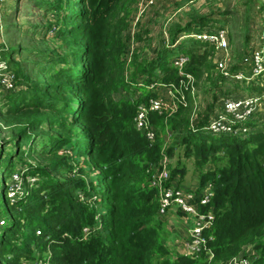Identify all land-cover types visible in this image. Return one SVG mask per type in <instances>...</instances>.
Listing matches in <instances>:
<instances>
[{
    "label": "trees",
    "instance_id": "16d2710c",
    "mask_svg": "<svg viewBox=\"0 0 264 264\" xmlns=\"http://www.w3.org/2000/svg\"><path fill=\"white\" fill-rule=\"evenodd\" d=\"M33 1L49 22L56 20L40 32L53 31L64 51L31 52L42 77L32 84L19 60L5 58L6 69H0L13 76V88L0 93V120L6 126L25 125L5 146L0 144L3 196L14 172L36 177L10 207L12 226L0 228V264H225L245 247L251 248L244 256L249 264H264V119L250 122L244 134L208 138L203 128L220 110L221 100L236 98L242 84L219 73L213 45L180 39L204 30H224L228 38L224 25L232 12L188 16L184 24L167 27L168 44L162 38L163 47L158 45L154 54L143 56L136 49L124 58L123 32L128 6L135 0ZM243 5L245 48L228 67L231 72L249 68L245 60L259 47L250 42L251 14H262L264 24V1L244 0ZM260 33L264 36V25ZM178 55L187 57L183 72L194 78L197 93L211 92L212 103L192 124L194 102L186 91L185 106L174 114L149 113L156 132L150 145L134 127L136 108L164 96L171 85L180 87L185 78L172 64ZM260 79L249 83L255 86L251 94L263 90ZM39 145L47 163L24 162L21 157L32 159ZM177 147L183 157L193 158L196 186H214L215 219L196 259L169 250L165 220L158 216V192L148 180L163 155L170 161ZM72 155L82 158L84 166L73 164ZM171 163L169 181L182 187L187 169L180 161ZM94 172L95 180L88 181Z\"/></svg>",
    "mask_w": 264,
    "mask_h": 264
},
{
    "label": "rangeland",
    "instance_id": "374dc122",
    "mask_svg": "<svg viewBox=\"0 0 264 264\" xmlns=\"http://www.w3.org/2000/svg\"><path fill=\"white\" fill-rule=\"evenodd\" d=\"M243 1L244 0H163L162 2L157 3L154 6H147L146 0H135L128 6L127 28L123 32V39H125L127 51L126 54L124 53V58H129L130 53L136 49L137 52H141L143 56H145L146 54H154L152 52L153 50H157L156 48L158 47V45L161 44V46L163 47V43L161 42L162 38H164L165 44H168V37L166 41L165 35H163L167 27L173 23L178 25L184 24L188 20V16H207L218 12L226 13L230 11L232 13L228 16V24L224 25V27L229 32V41H231V38L233 41V43L230 42L228 45L227 56V65L228 67H231L232 64L237 59H239V53H242L245 48L246 25ZM35 4L36 2L33 0H3V2H0V69L4 67L6 69L5 58H11L16 61L19 60L26 66L25 73L29 77L28 82L30 84H32V81H42V77L39 76V73L37 72L34 65V63L38 61L34 55H31V52L49 49L54 50L58 54H62L64 51V49L62 48L64 42L61 40V38L53 37V31H49L47 34H43L40 32V27L42 25L56 22V20L55 17H52L51 21L49 22L43 11L38 9ZM177 4L182 5L177 6ZM122 17H124V14L122 15ZM262 20V14L255 13V11L251 14V18L249 21V36L251 39L250 42L253 40V42L256 43L255 45H259L264 40L262 33H260V30L264 25ZM137 34L138 39L136 36ZM149 45H151V47H149ZM11 50H17L20 56L13 54ZM176 54L177 53L175 52L174 55ZM221 57L222 54H216L213 61L214 64ZM9 70L12 71V69ZM244 73L249 75V68H246ZM3 74H9V80L11 78L13 79L11 73H9L8 71L3 72L0 70V93H2L1 91L3 89L4 91L6 90L1 80ZM254 80H257V78H252L248 83L244 81L241 82L242 87H239L241 91L239 93L237 92V97H245L246 95L251 94V92L255 89V86H253V84L251 86L249 85V83ZM259 84L263 88V90L260 91V94L261 96H264V76L261 77ZM246 85L251 87L247 86L248 88H246ZM228 87L231 88L232 85H228ZM191 92L193 96L191 95ZM187 93H189L194 102L195 113H193L190 118L192 124L196 118V114L199 112L204 113L207 105L212 103V95L211 92L204 93L202 90H199V92L197 93L194 78L192 80V88H189ZM0 98H3L1 97V94ZM257 118L264 119V109L257 114ZM23 126L25 125L12 124L10 126H6L0 120V144L6 143L7 140L12 138L14 135H17V133L20 132ZM258 127L261 126L258 125ZM47 133L48 131L41 132V134L43 135ZM205 135L208 138L219 136L208 132H205ZM42 150L43 147L39 145L31 154L32 159L26 157L21 158L24 159V162L31 165L46 164L48 158H46L45 160L43 159L45 155ZM181 150L182 149L180 147H177L174 150L173 155L170 157V161L172 162L171 166L175 165L177 161H180L187 169V173L182 181V187H194L196 186L198 177L194 169L193 158L187 159L183 157ZM72 159L73 164L84 166L82 158H78L72 155ZM18 161L19 159H17V162ZM23 164L24 163H22V166ZM5 165L6 161L4 159L3 161H1V166ZM2 176H5V178L8 177V175H5L4 172ZM27 177H29L31 181L32 179L36 181V177H33L29 174H27ZM95 178L96 173L94 172L87 180L94 181ZM6 181L9 182V179ZM29 187L30 185L26 183L25 179H23L22 190ZM2 190L3 185L0 180V218H2L6 222L4 231H8V229L13 224V214L6 199V195L3 196ZM82 200L88 203L87 197H83ZM90 203H88L89 206H92ZM181 224L183 225V223ZM28 227L32 229V226ZM182 231L183 229H179L178 226L170 227L168 222L167 224H165V238L167 241V245L169 250L174 253H176V249L179 248L180 240L183 236ZM250 249V247H245L243 253L236 260H242L243 257L247 255V252H250Z\"/></svg>",
    "mask_w": 264,
    "mask_h": 264
},
{
    "label": "built area",
    "instance_id": "2783aa9c",
    "mask_svg": "<svg viewBox=\"0 0 264 264\" xmlns=\"http://www.w3.org/2000/svg\"><path fill=\"white\" fill-rule=\"evenodd\" d=\"M163 0H146L147 6H154ZM3 2V0H0ZM167 41V35L164 33ZM224 30L210 31L204 30L200 33L183 35L180 39L191 38L196 42L208 43L215 47L218 54H222L216 62V67L219 73L226 80H235L238 82L248 83L252 78L264 76V40L259 44V47L252 51L248 60L250 74H245L243 71L231 72L228 70V38L226 39ZM264 38V36H263ZM188 61L187 57L178 55L172 60V64L177 68L178 73L185 80L180 81V87L171 85L165 89L164 96L150 98L146 103L139 104L136 108V113L133 118L134 127L137 132L143 135L146 141L151 145L155 141L156 132L151 127L148 115L155 113L158 115H172L177 108L185 106L186 99L184 91L192 88V76L184 74L183 68ZM4 68H2L3 70ZM9 74H3L2 83L6 90L12 88ZM151 86L150 88H152ZM192 95V92H191ZM193 96V95H192ZM264 109V96L261 94H251L245 97H226L221 100V108L208 121L207 126L203 128L205 132L214 135L235 136L244 134L250 131L248 124L257 118V114ZM169 159L163 155L154 171L149 175V183L152 188L158 192V216L163 220H167L173 214L184 216L190 220V225L186 230L185 235L181 237L179 248L176 249L178 255L187 256L193 259L198 258L205 250L207 239L205 232L208 231L214 222V214L212 212V202L215 197L214 186L211 182L205 183L201 188L197 186L186 188L176 187L170 183ZM23 179L32 188L35 180L32 181L29 177H24L22 172L16 171L12 174L6 186V199L9 207L23 196L26 189L22 190ZM201 208L206 209L201 211ZM6 226V222L0 218V228ZM36 235H40L36 231ZM208 255V254H207ZM240 256V255H239ZM238 256V257H239ZM238 257L231 259L225 264H249V260L244 258L236 260ZM23 264H49L47 261L35 260L32 262H23Z\"/></svg>",
    "mask_w": 264,
    "mask_h": 264
},
{
    "label": "crops",
    "instance_id": "0c3cea01",
    "mask_svg": "<svg viewBox=\"0 0 264 264\" xmlns=\"http://www.w3.org/2000/svg\"><path fill=\"white\" fill-rule=\"evenodd\" d=\"M170 214H173L172 216H170L167 220L169 226H178L179 229H183L182 233L183 235H185L186 233V230L188 229L189 225H190V220L188 219H185L184 216H181V215H178L177 213H170ZM167 222H165V224H167ZM183 223V225L181 224ZM177 254V253H176Z\"/></svg>",
    "mask_w": 264,
    "mask_h": 264
}]
</instances>
